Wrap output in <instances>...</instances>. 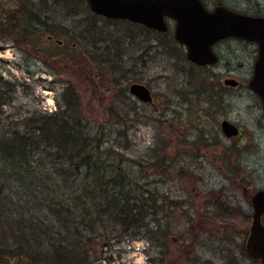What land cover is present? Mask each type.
<instances>
[{"label": "rangeland", "instance_id": "1", "mask_svg": "<svg viewBox=\"0 0 264 264\" xmlns=\"http://www.w3.org/2000/svg\"><path fill=\"white\" fill-rule=\"evenodd\" d=\"M30 15L39 34L32 42L18 41L19 29L15 36L0 29V86L13 98L2 118L55 113L62 93L73 89L94 131L105 127L112 140L122 133L116 142L123 144L125 166L178 204L159 220L149 217L137 239L94 241L93 264H261L244 256L251 200L264 191V112L247 90L246 47L224 43L220 63L200 69L176 42L172 22L169 33L152 34L106 23L86 0H0L4 24L19 16L23 25ZM92 41L102 47L118 41L116 60L102 63ZM226 79L241 85L233 89ZM135 83L149 88L151 103L130 93ZM224 120L245 129L239 148L223 134ZM5 261L0 264L15 262Z\"/></svg>", "mask_w": 264, "mask_h": 264}, {"label": "trees", "instance_id": "2", "mask_svg": "<svg viewBox=\"0 0 264 264\" xmlns=\"http://www.w3.org/2000/svg\"><path fill=\"white\" fill-rule=\"evenodd\" d=\"M0 20L1 32L7 27L11 31L6 33L15 36L19 29L18 41H33L38 25L33 24V16L23 25L19 16L8 24L2 16ZM98 43L92 41L89 48L99 54L100 61H115L118 41L103 47ZM4 88L0 86L1 260L93 264L94 241L137 239L149 227V217L159 220L161 211L178 205L143 185L133 165L125 166L120 159L123 144L116 142L122 133L114 132L119 138L112 140L107 128L94 131L73 89L62 93L55 113L36 112L15 119L2 118L3 107L13 100ZM12 208L19 209L20 215ZM114 230L120 235L115 236ZM244 256L248 257L245 252Z\"/></svg>", "mask_w": 264, "mask_h": 264}, {"label": "water", "instance_id": "3", "mask_svg": "<svg viewBox=\"0 0 264 264\" xmlns=\"http://www.w3.org/2000/svg\"><path fill=\"white\" fill-rule=\"evenodd\" d=\"M91 11L111 20H127L144 25L153 30L166 32L168 27L165 18L177 22L175 37L185 45L188 59L198 65H214L217 57L212 46L225 38L236 37L249 41L264 43V23L262 20L232 14L226 10L211 13L199 0H87ZM225 85L237 87L235 80H226ZM251 88L264 102V76L256 75ZM130 93L139 100L150 103V90L141 84H133ZM226 136L238 134L235 126L228 121L221 124ZM255 209L251 221L250 236L246 245L249 257L264 264V192L255 195Z\"/></svg>", "mask_w": 264, "mask_h": 264}, {"label": "flooded vegetation", "instance_id": "4", "mask_svg": "<svg viewBox=\"0 0 264 264\" xmlns=\"http://www.w3.org/2000/svg\"><path fill=\"white\" fill-rule=\"evenodd\" d=\"M200 1L205 6V8H207V10H209L211 12V15L214 14L217 10L224 9L226 11H229L231 13H234V14L242 16V17L250 18L253 20H262V23H264V0H200ZM42 4L44 6H46L45 1ZM130 24H133V23H130ZM175 25L176 24L174 23V26ZM139 27H141V26H139ZM168 27H169V31H170L172 26L170 24H168ZM146 30H148V29H146ZM169 31L167 33H169ZM156 33H157V31H156ZM36 34H37L36 37H38L39 34L37 32H36ZM47 38H48V41L52 42V43L54 41H57L59 47L64 46V42H61L60 40L55 39V37H53L51 35H48ZM230 41H235V42L241 43L243 46L246 47V54H247L246 58H247V62H248V64H247L248 68L246 70L243 68V70L245 72V75L249 77L248 81H247V85H246L248 88L247 90H248V92H250V94H252L256 98L257 103L260 104V107H261L262 111L264 112L263 100L251 88V83H252V81L256 75L264 76V43L263 42L261 43L259 41H249L246 39H240V38H235V37H231V38H227L225 40L219 41L214 45L213 50H214L215 54L219 57L220 61H221V58L219 55L218 48L220 47V45L227 43V42H230ZM220 61H219V63H220ZM263 115H264V113H263ZM234 125H236V124H234ZM236 126L239 130L238 134L235 137L228 138V139H230V141H232V142H235L234 143L235 146H237L239 148V142H240L239 140H242L243 137L246 136V131L241 126H238V125H236ZM210 146H211V143H210ZM259 192H262V191H259ZM259 192H257V193H259ZM251 201H253V200H251ZM217 214H218V212H217ZM253 215H252V217H253ZM248 236H249V231L247 233L246 242H247Z\"/></svg>", "mask_w": 264, "mask_h": 264}]
</instances>
